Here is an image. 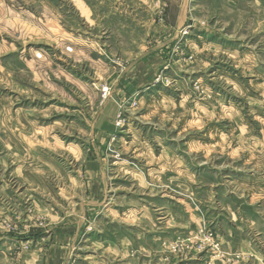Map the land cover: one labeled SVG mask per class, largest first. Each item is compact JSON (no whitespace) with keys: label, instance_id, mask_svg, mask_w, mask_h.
Instances as JSON below:
<instances>
[{"label":"rangeland","instance_id":"374dc122","mask_svg":"<svg viewBox=\"0 0 264 264\" xmlns=\"http://www.w3.org/2000/svg\"><path fill=\"white\" fill-rule=\"evenodd\" d=\"M0 264H264V0H0Z\"/></svg>","mask_w":264,"mask_h":264}]
</instances>
